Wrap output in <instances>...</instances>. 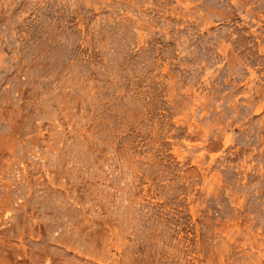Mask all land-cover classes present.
I'll return each mask as SVG.
<instances>
[{"label":"rangeland","instance_id":"374dc122","mask_svg":"<svg viewBox=\"0 0 264 264\" xmlns=\"http://www.w3.org/2000/svg\"><path fill=\"white\" fill-rule=\"evenodd\" d=\"M0 264H264V0H0Z\"/></svg>","mask_w":264,"mask_h":264}]
</instances>
